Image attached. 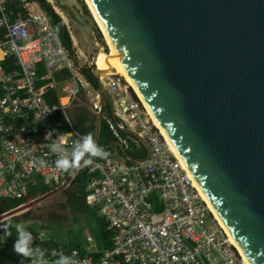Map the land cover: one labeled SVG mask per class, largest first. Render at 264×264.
Returning <instances> with one entry per match:
<instances>
[{
	"label": "water",
	"instance_id": "obj_1",
	"mask_svg": "<svg viewBox=\"0 0 264 264\" xmlns=\"http://www.w3.org/2000/svg\"><path fill=\"white\" fill-rule=\"evenodd\" d=\"M51 2L98 45L87 67L75 47L71 54L94 78L103 107L114 118L102 80L121 78L115 54L232 239L251 264H264V0H89L115 53L67 0ZM100 125L98 116L97 139ZM122 134L146 146L136 133ZM55 194L0 220L29 214Z\"/></svg>",
	"mask_w": 264,
	"mask_h": 264
},
{
	"label": "built area",
	"instance_id": "obj_2",
	"mask_svg": "<svg viewBox=\"0 0 264 264\" xmlns=\"http://www.w3.org/2000/svg\"><path fill=\"white\" fill-rule=\"evenodd\" d=\"M42 64L47 65L46 75L38 71ZM67 71L73 80L61 85L65 97L73 105L86 93L99 116L96 102L101 94L81 76L42 3L0 0V198L18 199L22 206L37 199L30 196L34 177L44 178L54 190L71 187L73 179L68 180L73 171L56 170L57 157L49 149L58 136H63L69 149L79 136L74 127L68 133L58 131L54 118L65 106L48 103L50 91L59 87L50 81ZM121 91L119 85L109 88L114 118L103 114L101 118L125 149L141 142L130 135L125 138L122 131L136 133L146 144L148 159L135 165L123 158L100 159L84 166L91 175L85 203L108 223L113 249L96 251L92 254L98 256L93 258L80 250L50 248L45 244L47 234L44 242L34 240V246L44 251L49 264L60 252L73 256L77 264H244L195 189L191 173L155 127L149 110L139 98L132 100L127 92L119 95ZM49 132L52 135L46 140Z\"/></svg>",
	"mask_w": 264,
	"mask_h": 264
},
{
	"label": "crops",
	"instance_id": "obj_3",
	"mask_svg": "<svg viewBox=\"0 0 264 264\" xmlns=\"http://www.w3.org/2000/svg\"><path fill=\"white\" fill-rule=\"evenodd\" d=\"M46 3V6L48 7H53V4H51V0H46L45 1ZM55 7V6H54ZM46 8V7H45ZM53 9V8H52ZM45 14L47 15L45 9H43ZM48 16V15H47ZM50 21V19H49ZM51 23V22H50ZM52 26V25H51ZM67 27V26H66ZM67 32H68V36L70 38V41H71V46L72 47H75V51H76V58H80L81 59V64L85 67L89 66L91 64V61H92V57L94 55L92 54H89L88 52H83L82 50H79V41L78 40H73V38L70 36V32L67 28ZM60 37V36H59ZM61 39V38H60ZM62 41V40H61ZM63 43V42H62ZM64 44V43H63ZM65 46V45H64ZM79 51V52H78ZM71 53H72V50H71ZM73 55V54H72ZM6 65L10 66L11 63H6ZM79 67V66H78ZM38 71L41 75H46L48 72H47V69L45 67L44 64L42 65H39L38 66ZM79 71H80V74L81 76L84 78L85 81L89 82L93 88L95 90L98 91V86L94 80L95 83H92L87 77H86V74L85 73H89L87 71H82L80 70L79 68ZM63 74H66V75H63ZM90 74V73H89ZM91 75V74H90ZM92 76V75H91ZM122 78V77H121ZM64 79V80H62ZM66 79V80H65ZM62 80L61 84L59 85V87L55 88L53 92H51L48 96V103L50 105H52L51 102L55 101V99L58 98L59 100V104H53L52 106H65V109L64 110H60L57 112V114L55 115V125H56V128L58 129V131L60 133H68L72 127H74L77 132H78V137L75 139L78 140L80 139L84 134L88 133V132H92L94 134V137L97 141V143L103 147L105 150H107L108 152H110V156L107 158V159H121L123 158L128 164L130 165H135L137 163H140V162H144L145 160L148 159V153H147V150H146V147L140 143L138 147H134L132 150H128V149H125L123 147H121L120 145L118 144H115V148H111L105 140H102L101 139V127H100V135L97 139V123L96 124H91L88 122V117L91 115V114H94L93 110H92V106L90 104V101H89V98L87 95L85 94H82L78 97V99L74 102L73 105L70 104V102L68 101L69 99L67 97H65V94L63 92V88L64 86H61L63 85L64 83L66 82H71L73 80V77L70 75V73L67 72H64L62 74H60V76H54L52 81L54 84L58 83V81ZM64 82V83H63ZM102 85L105 89V91L109 94V88L113 85L117 86H121L122 88V91L119 93V95L121 96H124L125 95V92H127L129 94V97L133 100V99H138L137 98V95L134 93V91H132L133 89L127 85L126 83L124 82H120V81H117L116 79L115 80H102ZM126 87V89H125ZM111 94V93H110ZM109 94V95H110ZM111 99H112V109L114 110V106H115V103H114V98L113 96H111ZM102 100V99H101ZM76 105V106H75ZM103 113L105 114V116L108 118V119H112V115H111V107L110 105L107 103L105 107H103ZM95 116V114H94ZM98 122V120H97ZM102 123V121H101ZM125 135V134H123ZM126 136H129V135H126ZM135 150V151H133ZM142 150L145 151V153H140ZM133 154V155H132ZM101 158H95L94 160H100ZM80 174V173H79ZM79 174L76 176V178L73 180L72 182V185L69 189L67 190H64V191H55L54 190V185L52 184H48L44 178H41V177H34L32 178V181L30 183V196L31 198H38V197H42V196H46L50 193H56L54 195V197L56 196H64L65 198V203L67 205V195L70 191V189L72 188L74 182L76 181V179L78 178ZM88 176L89 178L91 179V175L88 173ZM90 182V180H89ZM89 182L87 183V188H86V191L88 189V185H89ZM43 187H49V192H47L46 194L44 195H39V194H36V195H32L34 192H36L38 189L40 188H43ZM1 199V198H0ZM52 199V198H51ZM15 200V199H14ZM48 201V200H47ZM46 202V201H45ZM84 203H85V200H84ZM41 205V204H40ZM39 205V206H40ZM22 204H20L19 207H17L16 209H13L11 210L10 212L14 211V210H17V209H20V208H26L28 206H22ZM37 208V207H36ZM91 208V207H89ZM31 211V210H30ZM26 215H29V214H26ZM98 216V215H97ZM100 219V218H99ZM102 220V219H100ZM107 228H108V231L113 234L110 230H109V226H108V223L105 221V220H102ZM27 225V223H25ZM54 224H57L56 222ZM27 226H30V225H27ZM40 227H43V226H39ZM45 228V227H44ZM46 229V228H45ZM47 230V229H46ZM39 232V229H36V234H38ZM35 234V235H36ZM47 235H49L48 231H47ZM91 240V239H89ZM49 241V240H47ZM90 253H94L96 251H99L100 249L98 248L97 245H95V248H94V251H89L87 249H84Z\"/></svg>",
	"mask_w": 264,
	"mask_h": 264
},
{
	"label": "rangeland",
	"instance_id": "obj_4",
	"mask_svg": "<svg viewBox=\"0 0 264 264\" xmlns=\"http://www.w3.org/2000/svg\"><path fill=\"white\" fill-rule=\"evenodd\" d=\"M70 4L71 7L75 8L95 29L96 31V40L103 44L105 46L104 50H107L108 52V47H106V41H105V36L101 29L99 28L98 24L96 23L94 16L85 2V0H67ZM53 6H55L53 4ZM85 8L88 10L89 14L86 13ZM59 11V9H57ZM61 13V11H59ZM61 16L63 14L61 13ZM66 26L70 32V36L73 38V40H78L79 41V50H82L83 52H88L89 54H94L96 53V50L98 48V45L91 44L88 35L86 32L81 30L80 28L74 27L69 21H67ZM79 52V51H78ZM45 67L47 68V65L45 64ZM117 81L124 82L127 85H129L126 80L122 77L119 79H116ZM53 83V81H50ZM54 84V83H53ZM57 86V84H55ZM54 89L50 91L53 92ZM134 91V90H132ZM135 93V92H134ZM86 93H81L80 95ZM138 98V97H137ZM137 100V99H135ZM76 106V105H75ZM93 110V109H92ZM94 111V110H93ZM95 112V111H94ZM96 113V112H95ZM104 116L105 114L102 113ZM106 117V116H105ZM96 118L98 120V116L96 114ZM102 123L106 124L105 120H102ZM102 123L100 127L102 126ZM108 126V125H107ZM109 128V127H108ZM125 136V135H124ZM126 138V137H125ZM55 189V187H54ZM23 204V202H21ZM28 204V203H27ZM66 205L65 203V198L64 196H56L53 197L52 199H49L48 201L42 203L40 206L37 208L33 209L30 211V220L27 223V225H38V226H43L40 227L39 230L41 233L44 234V239L43 241L39 240V242H44L45 237L47 234V231L49 233V239L50 242L59 244L61 246L70 243V242H75L81 245L82 249H87L89 251H94L95 245L98 246L100 249L101 246V237L99 234L100 228H99V223L102 225L103 221L96 218V210L95 208H84L82 210H67L63 211L62 206ZM10 212H7L5 214H2L0 216H4L9 214ZM50 213H54L56 223H49L45 219H47V216ZM17 217H22V216H17ZM47 229H45V228ZM71 236H70V234ZM88 239H92L93 243L88 244ZM83 255H93L90 252H82ZM100 254V253H99ZM121 254V253H119ZM240 255V254H239ZM241 256H239L240 258Z\"/></svg>",
	"mask_w": 264,
	"mask_h": 264
},
{
	"label": "trees",
	"instance_id": "obj_5",
	"mask_svg": "<svg viewBox=\"0 0 264 264\" xmlns=\"http://www.w3.org/2000/svg\"><path fill=\"white\" fill-rule=\"evenodd\" d=\"M42 3L43 5V9H45L51 25L53 27V29L55 30V32L60 36L62 42L64 43L65 47L67 48V50L71 53L72 50V46H71V41L69 38V34L67 32V27L66 24L64 23L63 20H61L57 15H55L54 11L52 10L51 7L46 6L45 1L46 0H38ZM46 7V8H45ZM86 13L89 14L88 10L85 8ZM86 77L92 82L95 83L92 76L89 73H85ZM66 75V74H63ZM58 77L60 75H57ZM64 80V79H62ZM62 80L58 81L57 86H59L62 82ZM66 80V79H65ZM64 83V82H63ZM52 105L53 104H59V100L58 98L55 99V101L51 102ZM126 137V135L124 136ZM101 139L105 140L106 143L111 147V148H115V144L116 141L113 137V134L110 132L108 126L104 123H102L101 126ZM134 148L133 145H131V148H129L128 150H132ZM135 151V150H133ZM140 153H145L144 150H142ZM133 155V154H132ZM90 178L88 176V172L87 170H83L80 172L78 178L76 179V181L74 182L72 188L70 189L67 197V205H63L61 208L63 211H67V210H82L85 207L89 208L88 205L86 203H84L85 197H86V188H87V183L89 182ZM49 187H43L38 189L36 192H34L32 195H44L47 192H49ZM22 201L18 200V199H0V215L5 214L7 212H10L13 209H16L17 207L20 206ZM97 214V213H96ZM29 215H23L22 217H13L10 218L4 222H10L12 224H16V223H21L23 222L25 225L26 230L30 231L33 233V235L35 236L36 234V229H39L38 225H30L27 226L25 223L28 222L30 220ZM96 218L99 221V217L96 215ZM101 221V220H100ZM99 234L101 237V248L98 251L100 252H106V251H111L113 249V234H111L108 231V228L106 226V224L103 222L102 225L99 223ZM11 233L12 236L7 237L6 235H4V232L2 229H0V264H21L22 261L23 264H30V261L28 260H24V258L18 254L15 253L14 251V243L16 240V232L15 229H11ZM70 234V233H69ZM71 236V234H70ZM49 239V235H47V240ZM88 244H92L93 240H89L88 239ZM46 245H49L50 248H63L64 250H67L68 252H72L74 250H80L82 252L86 251L81 248V245L75 242H70L67 243L63 246L56 244V243H52L49 241H46L45 243ZM98 255H92L93 258H96Z\"/></svg>",
	"mask_w": 264,
	"mask_h": 264
},
{
	"label": "clouds",
	"instance_id": "obj_6",
	"mask_svg": "<svg viewBox=\"0 0 264 264\" xmlns=\"http://www.w3.org/2000/svg\"><path fill=\"white\" fill-rule=\"evenodd\" d=\"M50 135H52V132L47 133L45 139L48 140ZM65 144L66 141L61 135L49 145L51 153H54L57 157L55 169L62 173H69L80 169L82 166H89L95 158L107 159L110 156V152L97 143L92 132H88L74 141L70 149L65 147ZM44 164V160L39 161L40 166H44ZM13 228L17 234L14 243L15 253L22 256L24 260L30 261V264H49V261L45 259L44 251L38 245L34 246V240L43 241V233L34 237L32 232L26 230L23 222L12 224L0 220V229L7 237L12 236L11 229ZM51 264H77V261L74 260L73 256L60 252L58 258L52 261Z\"/></svg>",
	"mask_w": 264,
	"mask_h": 264
},
{
	"label": "bare ground",
	"instance_id": "obj_7",
	"mask_svg": "<svg viewBox=\"0 0 264 264\" xmlns=\"http://www.w3.org/2000/svg\"><path fill=\"white\" fill-rule=\"evenodd\" d=\"M85 2L87 3V5L89 6L94 19L96 21V23L98 24L99 28L101 29V31L103 32L104 36H105V41L108 47V52L110 53H115V48L113 47V45L110 43L109 37L106 34L105 30L103 29L102 25H101V21L98 18V16L95 14V12L93 11L91 4L89 2V0H85ZM56 13H58L59 15H61V13L59 11L56 10ZM104 58L105 55L103 53H101L98 56V62L97 65L101 66L104 62ZM110 60L112 62L113 67L119 72V74L121 75V77H123L126 82L129 84V86L134 90L135 94L137 95V97L140 99V101L146 106V108L149 110V108L147 107L144 99L141 97V95L139 94V92L137 91V88L135 87L130 75L128 74L127 69L125 68L124 64L122 63L121 59L118 58L117 55H112L110 57ZM69 101V100H68ZM96 103H98L100 109H101V113H99V116L102 117V111H103V103L102 100L100 99L99 101H97ZM149 113L151 115V117L154 120V124L155 127H157L161 134L167 139L168 143L170 144L174 154L177 156V158L180 159V161L182 162V165L185 166V164L183 163L182 159L180 158L177 150L175 149L171 139L169 138V136L163 131V129L161 128V125L158 123V121L153 117L151 111L149 110ZM186 167V166H185ZM184 167V168H185ZM187 168V167H186ZM191 178L193 179L194 182V187L197 190V192L199 193L200 197L203 199L204 203L207 204L209 211L213 214V216L216 218V220L218 221L219 225L221 226V228L228 234L230 241L232 243V245L237 249V251L239 252L240 256L242 257V261L244 264H251V262L247 259V257L244 255L243 251L241 250V248L236 244V242L234 241V239H232L231 235L229 234L227 228L225 227V225L223 224L221 218L219 217V215L217 214V212L213 209V207L211 206L209 200L207 199L206 195L204 194V192L202 191V189L200 188V186L197 184L196 180L194 179V177L190 174Z\"/></svg>",
	"mask_w": 264,
	"mask_h": 264
},
{
	"label": "flooded vegetation",
	"instance_id": "obj_8",
	"mask_svg": "<svg viewBox=\"0 0 264 264\" xmlns=\"http://www.w3.org/2000/svg\"><path fill=\"white\" fill-rule=\"evenodd\" d=\"M54 11V9H53ZM55 13V11H54ZM56 14V13H55ZM94 112V111H93ZM95 114V116H94ZM94 114H91L87 119H88V122L91 123V124H96L97 123V118H96V113L94 112ZM46 221H48L49 223H55L56 222V219H55V216H54V213H50L48 216H47V219H45Z\"/></svg>",
	"mask_w": 264,
	"mask_h": 264
}]
</instances>
